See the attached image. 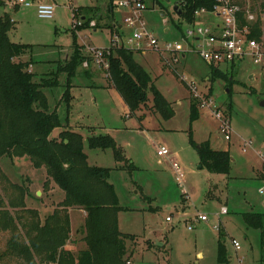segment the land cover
Instances as JSON below:
<instances>
[{
    "label": "rangeland",
    "instance_id": "1",
    "mask_svg": "<svg viewBox=\"0 0 264 264\" xmlns=\"http://www.w3.org/2000/svg\"><path fill=\"white\" fill-rule=\"evenodd\" d=\"M1 1L5 5L0 14L14 25L11 40L35 46L23 57L24 62H32L29 71L35 75L34 81L54 76L59 79V87L44 90L50 112L57 109L63 126L53 131L51 139H59L63 132L79 133L88 164L112 169L109 182L122 208L118 213L119 231L135 237L126 241L124 259L132 264H218L221 230L230 264H264V229L248 228L243 218V213H264V192H260L264 189V76L260 68L249 62L227 69L229 80L234 78L230 85L224 79L209 82L210 67L196 53H187L174 64L167 53L132 50L135 63L170 104L172 115L167 108L155 107L150 91L149 102L132 112L103 67H81L70 83L67 74L59 70L73 54L75 43L84 46L85 55L90 47L110 50L116 56L115 48L119 47L112 42L117 34L114 25L120 24L125 31L120 35L119 46L123 47L132 34L125 23L130 10L111 11L108 17L114 0H26L33 4L28 8L13 4L14 0ZM243 1L249 10L260 4ZM43 3L55 6L52 20L38 17L37 6ZM145 4L143 21L147 28L162 42L181 41L182 32L176 27L177 14L173 12L179 0H145ZM89 7L101 10L93 20L96 27L89 24V28L75 30L74 9ZM210 87L211 104L198 107V119L191 125V105L196 97L205 99ZM216 109L230 117V141L220 129L221 123L213 113ZM191 128L196 143L210 141L214 149L230 152L233 163L228 175L213 174L201 167L197 148L190 142ZM101 135L114 138L125 162H118L111 149L89 147V139ZM160 145L171 150V157L158 156ZM175 160L185 174V189L177 182L172 166ZM64 200V191L51 180L45 167L36 169L28 157H4L0 162V264H26L6 255L10 241L30 243L36 223L44 224L53 215L62 219L68 214L70 222L73 219L65 250L77 256L86 248L83 218H87V212L77 207L66 210ZM223 207L228 214H221ZM199 215H206L208 221L196 220ZM170 216L172 223L167 222ZM233 240L240 243V251L233 247ZM35 258L38 264H47Z\"/></svg>",
    "mask_w": 264,
    "mask_h": 264
},
{
    "label": "trees",
    "instance_id": "2",
    "mask_svg": "<svg viewBox=\"0 0 264 264\" xmlns=\"http://www.w3.org/2000/svg\"><path fill=\"white\" fill-rule=\"evenodd\" d=\"M252 1L254 5L260 3L251 9L260 18L264 14V0ZM239 4L243 8L248 7L243 0H239ZM4 5L0 0V9ZM184 7L182 19L193 22L195 12L202 7L211 8V3L206 0H189ZM109 11L108 17L113 14L112 9ZM100 12L98 7L75 8L74 20L80 18L84 24L74 29L89 28L90 22ZM176 27L182 31L179 24ZM13 28L12 20L0 14V162L4 157H28L36 169L45 167L51 180L65 193L62 206L66 210L77 207L87 212L85 241L88 248L80 251L77 256L65 250L70 242V217L66 214L61 219L53 215L44 224L39 221L36 223L30 243L11 240L6 255L13 259L20 258L26 264H38L35 257L47 261V264H126V241L135 240V237L119 231L118 213L122 208L115 187L109 182L112 169L88 164L83 137L79 133L63 132L59 139H51L53 131L63 126L57 109L50 112L44 90L59 87V79L54 76L41 79L40 82L34 81L35 75L29 71L32 62H24L23 57L32 52L35 46L13 42L10 38ZM83 48L75 43L73 54L64 67L59 69L67 74L69 83L84 62L91 61L84 54ZM115 51L116 56H109V75L130 110L135 112L146 105L149 102V91L153 92L157 109L171 110L170 104L151 83L150 76L135 63L134 52L125 47L115 48ZM210 70L209 82L224 79L230 81V85L234 84L233 76L229 80L230 76L225 72L214 68ZM212 90L210 87L208 97ZM67 93L65 98L69 102L70 92ZM199 105V99H195L191 105V125L198 119ZM169 115H172V110ZM189 133L191 144L197 148L201 167L213 174L228 175L233 163L230 152L214 149L210 141L198 144L194 140L192 128ZM88 144L91 149H111L118 162L126 161L116 141L109 135L92 137ZM121 169L126 170L124 167ZM129 169H133L131 165ZM3 177L8 181L4 173ZM21 204L24 205L23 200ZM243 218L248 228L263 232L264 213H243ZM224 237V233L219 230L218 264H230Z\"/></svg>",
    "mask_w": 264,
    "mask_h": 264
},
{
    "label": "built area",
    "instance_id": "3",
    "mask_svg": "<svg viewBox=\"0 0 264 264\" xmlns=\"http://www.w3.org/2000/svg\"><path fill=\"white\" fill-rule=\"evenodd\" d=\"M206 1L211 3V8L202 7L198 9L195 12L193 22H187V20L182 19V15L179 16L175 12L177 14L176 21L182 28L181 41L162 42L154 32L147 28L143 21L144 11L147 10L145 0H114L113 12H118L120 9L130 10L129 15L125 18V23L129 29H132V34L129 38H126L123 47L143 51V53L146 51H155L163 55L167 53L171 56L174 64L185 58L187 53H196L210 68L223 72H226L227 69H235L238 65L245 66V64L251 62L260 68L264 76V14L260 19L259 15L251 9L240 6L239 0ZM188 3L189 0H179L178 10L182 11V8L185 5L187 6ZM13 4L27 8L33 5L26 0H14ZM37 14L42 20H52L55 15V6L48 3L39 4ZM75 21H77L75 26L84 24V20L76 19ZM90 26L96 27L95 22H90ZM115 28H117V25ZM166 32L169 33L170 29ZM112 42L114 47H122L119 46L121 38L118 33L114 36ZM88 48L89 54L86 56L91 58V61H85L83 67L90 68L94 64L97 67H103L109 75L110 50ZM251 77L253 78L254 75ZM192 89L194 92L196 91L195 87H192ZM199 101L201 108L206 107L207 102L211 104L208 95L205 99L201 98ZM213 113L221 123L220 129L225 139L230 141L232 132L230 117L224 111L218 109ZM157 154L161 158H169L172 155L171 150L165 145L158 146ZM172 166L176 172L178 184L185 189V174L180 164L175 160ZM262 168L261 177L264 180V164ZM260 192L263 193L264 189H261ZM228 213L226 207L221 211L222 215ZM196 220L207 222L208 217L199 215ZM167 222L172 223L173 216L168 217ZM188 229L192 230L193 227L189 226ZM232 245L236 251L241 250L238 241L233 240ZM126 264H132V262L128 260Z\"/></svg>",
    "mask_w": 264,
    "mask_h": 264
},
{
    "label": "crops",
    "instance_id": "4",
    "mask_svg": "<svg viewBox=\"0 0 264 264\" xmlns=\"http://www.w3.org/2000/svg\"><path fill=\"white\" fill-rule=\"evenodd\" d=\"M163 16V15H162ZM85 19V18H84ZM91 22H94V21H91ZM96 24V23H95ZM114 26H116V25H114ZM119 29V30H118ZM169 29H167L166 31H168ZM118 33L119 35H123L122 33L123 32H125L124 30H123V27L119 24V26L117 27V29L115 30V33ZM84 47V46H83ZM250 78H252L251 76H250ZM88 79V78H87ZM210 78L208 77V80H209ZM224 208V207H223ZM83 212V211H82ZM71 213V212H70ZM86 213V212H85ZM72 217V216H71ZM83 219H86V215H85V217L83 218ZM71 224H72V227H73V219L71 218ZM88 247H87V244H86V248H84V249H81L80 251H83V250H86ZM79 251V252H80ZM79 252H78V254H79ZM77 254V255H78ZM203 256V255H202Z\"/></svg>",
    "mask_w": 264,
    "mask_h": 264
},
{
    "label": "water",
    "instance_id": "5",
    "mask_svg": "<svg viewBox=\"0 0 264 264\" xmlns=\"http://www.w3.org/2000/svg\"><path fill=\"white\" fill-rule=\"evenodd\" d=\"M174 12H177L179 16L182 14V11L178 10V6L174 8ZM162 15L164 16V14ZM261 106L264 107V101L261 102Z\"/></svg>",
    "mask_w": 264,
    "mask_h": 264
}]
</instances>
